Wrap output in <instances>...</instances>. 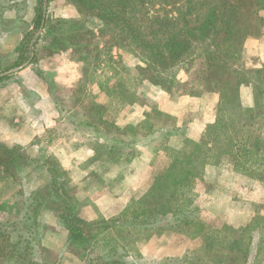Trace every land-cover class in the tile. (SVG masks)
I'll return each mask as SVG.
<instances>
[{
	"label": "rangeland",
	"instance_id": "1",
	"mask_svg": "<svg viewBox=\"0 0 264 264\" xmlns=\"http://www.w3.org/2000/svg\"><path fill=\"white\" fill-rule=\"evenodd\" d=\"M36 5L37 0H0V59L7 60L23 33L30 30ZM7 6L13 10L9 7L5 10ZM262 12L264 9L260 16ZM45 18L46 26H49L60 20L77 19L79 15L69 0H46ZM88 23L91 27L98 26L93 20ZM42 31L32 39L31 43L36 41V36L41 38L33 57L24 62L29 61L28 66L21 70L23 73H13L0 83V91L25 87L23 91L30 101L36 99L30 87L34 78L41 74L39 67L47 62V51L43 48L47 47L50 36L47 28ZM262 35L264 28L249 39ZM119 54L122 59L115 66V72L110 71L113 67L105 52L100 59L84 51L75 54L73 58L82 64L83 73L74 86L57 85L52 80V73H46L59 121L56 127L47 123L49 127L37 136L19 134L27 117L21 119L9 114L8 131L12 134L6 135L9 139L4 136L2 144L23 149L29 156L30 165L23 173H18L16 183L9 179V186L0 189V234L9 235L11 243L17 242L20 233L13 231L10 224L28 215H38L39 227L26 262L5 258L4 264H83L79 253L67 246V231L59 220L61 206L50 198L45 188L49 179L43 167L46 161L63 172L59 181L66 180L67 191L76 202L73 214L82 229L103 242L110 235L116 237L117 233L113 228L104 233L95 230L103 227L95 226V223L116 217L131 201L145 197L155 176L172 163L184 140L200 141L208 127L215 123L219 103L217 94L203 93L190 85L191 78L184 71L178 75L180 89L171 93L148 81L138 85L134 70L137 60L116 50L111 56L116 59ZM78 55L86 60L80 61ZM245 57L247 65L259 64L256 58L246 53ZM7 62L3 61L4 66ZM46 65L50 68L49 64ZM5 71L3 69L0 73ZM98 83L102 89L96 93ZM230 94L233 105L244 108L252 107L257 98L251 88L245 87ZM168 101L170 103H166ZM31 105L37 104L32 101ZM166 108L168 113L160 110ZM33 110L36 120L42 122L45 110ZM141 113L147 116V120L141 121ZM50 114L46 113V116ZM131 117L136 119L134 125H139L137 129L127 122ZM196 121L208 123L200 138L194 140L187 137V129ZM15 133L21 137L19 143L14 141ZM194 192L197 211L193 216L198 218L199 227L206 232L212 230L214 234L224 226L232 229L248 226L246 238H252L248 262L264 264V182L236 174L226 165H209L202 181L195 183ZM36 202L42 208L35 210ZM150 202L153 204V199ZM167 224L158 222L151 227L165 230ZM4 237L0 235V245L5 241ZM26 238H29L28 234ZM121 238L124 243L133 244L125 252L121 251L127 252L126 264H203L200 262L204 250L201 238L193 239L185 233L169 230L162 234L139 231L124 234ZM25 245L22 240L19 247ZM5 249L9 252L7 247ZM213 251L210 256L216 258L228 260L235 257V253L233 257L228 251ZM209 258L203 257L202 262L211 264ZM234 262L242 264L241 256L237 260L234 258Z\"/></svg>",
	"mask_w": 264,
	"mask_h": 264
},
{
	"label": "trees",
	"instance_id": "2",
	"mask_svg": "<svg viewBox=\"0 0 264 264\" xmlns=\"http://www.w3.org/2000/svg\"><path fill=\"white\" fill-rule=\"evenodd\" d=\"M69 1L79 18L46 26L44 0H37L30 30L23 33L7 60L0 59V71L20 66L33 57L41 38L31 43L32 39L41 28L43 31L47 28L50 36L47 47L43 48L47 56L84 51L100 59L105 52L113 67L110 71L115 72V66L122 59L120 54L116 59L111 56L116 50L137 60L134 68L137 75H134L138 85L148 81L171 93L180 89L178 75L184 71L191 78L190 85L203 93L217 94L219 103L215 123L208 127L200 141L184 140L172 163L155 176L145 197L131 201L116 217L95 223V226H103L95 230L104 233L113 228L117 233L116 237L110 235L103 242L82 229L73 214L76 202L67 191L66 180L59 181L63 172L46 161L43 167L49 179L45 188L50 198L61 206L59 220L67 231V246L79 253L83 264H126L127 252H124L133 244L124 243L121 236L139 231L162 234L169 230L185 233L193 239L201 238L204 259L214 253L213 249L217 252L219 249L235 253V257L232 256L236 260L241 256L242 264H249L252 244V238H246L249 227L224 226L214 234L212 230L206 232L199 227L198 218L193 216L197 211L194 187L197 181H202L209 165H226L236 174L264 182V65H247L244 53L245 41L264 28V18L260 16L264 0ZM8 7L12 9L7 6L5 10ZM90 20L98 26L91 27ZM3 61H8L6 66ZM9 78H0V83ZM243 87L251 88L257 95L252 107L232 103L230 92ZM29 161L20 147L0 143V189L9 186V179L16 183L18 173L28 169ZM39 208L42 206L36 202L34 209ZM37 216L28 215L10 224L13 231L20 233L15 243L10 242L9 235L0 234L5 236L2 244L6 243L0 245V264H4L5 258L26 262L30 244L37 237ZM158 222H168L167 229H152ZM22 240L27 245L21 248ZM234 258L224 260L210 256L209 259L211 264H235Z\"/></svg>",
	"mask_w": 264,
	"mask_h": 264
},
{
	"label": "crops",
	"instance_id": "3",
	"mask_svg": "<svg viewBox=\"0 0 264 264\" xmlns=\"http://www.w3.org/2000/svg\"><path fill=\"white\" fill-rule=\"evenodd\" d=\"M261 17L264 18V12L261 13ZM244 53H246L250 57H254L257 59V66L264 65V35L256 39H247L244 43ZM73 52L66 51L58 54H54L48 56L47 62L40 66L41 74L36 76L33 80V83L30 89L33 91L32 96L36 97L35 100H31L26 95V92L23 91L25 87H20L17 90H4L0 91V142L5 141L4 136L7 134H12V132L8 131V124L7 118L10 115L15 116L17 118L23 119L24 116L27 117L24 120L25 124L22 125L20 128V133L23 135H34L37 136L41 132L45 131L44 128L49 127H56L58 116L56 115L55 105L53 101V96L50 94L47 86V79L46 73H52V80L57 85H64V86H74L82 77V69L81 63L78 62L76 59L73 58ZM50 65V68L48 65ZM47 66V67H46ZM21 72V71H20ZM23 73V72H21ZM21 75V74H20ZM96 93L101 92V83L97 84ZM28 97V98H27ZM191 99V98H189ZM194 99V98H193ZM34 101L37 105L32 106L31 103ZM196 101V100H195ZM44 103L45 105H41ZM170 103V101L166 102ZM173 105V107H175ZM40 109L42 111L45 110L44 116H42V122L36 120L35 110ZM49 111L51 114L49 117L46 116V111ZM164 113H168L166 109H160ZM141 121L147 120V116L141 113ZM136 119L131 117L127 120L130 122V126H134L135 129L139 127V125H134V121ZM18 121V120H17ZM49 124V126L47 125ZM145 123V122H144ZM208 122H201L198 121L192 122L188 129H187V137L197 140L200 138L203 129L205 128ZM210 123V122H209ZM9 137L6 136V139ZM14 141L19 143L21 141L20 135L13 134Z\"/></svg>",
	"mask_w": 264,
	"mask_h": 264
},
{
	"label": "water",
	"instance_id": "4",
	"mask_svg": "<svg viewBox=\"0 0 264 264\" xmlns=\"http://www.w3.org/2000/svg\"><path fill=\"white\" fill-rule=\"evenodd\" d=\"M45 11H46V0H44V12H45ZM41 31H42V28L38 31V35L41 33ZM37 37H38V36H36L35 39H37ZM28 64H29V61H27L26 63H23L22 65H20V66H18V67H15V68H13V69H10V70H8V71H5V72H3V73H0V78H3V77H5V76H9V75H11V74H13V73H17V72L21 71V70L24 69L26 66H28Z\"/></svg>",
	"mask_w": 264,
	"mask_h": 264
}]
</instances>
